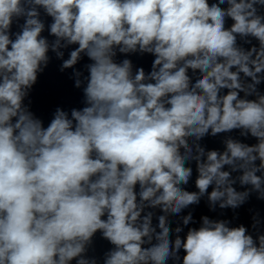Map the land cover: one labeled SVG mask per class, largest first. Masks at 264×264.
<instances>
[{
    "label": "clouds",
    "instance_id": "1",
    "mask_svg": "<svg viewBox=\"0 0 264 264\" xmlns=\"http://www.w3.org/2000/svg\"><path fill=\"white\" fill-rule=\"evenodd\" d=\"M0 264H264V0H0Z\"/></svg>",
    "mask_w": 264,
    "mask_h": 264
}]
</instances>
